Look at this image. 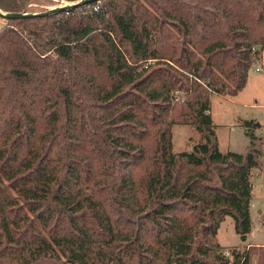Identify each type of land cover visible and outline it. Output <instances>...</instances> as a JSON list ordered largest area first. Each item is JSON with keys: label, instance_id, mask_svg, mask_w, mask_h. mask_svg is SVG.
Returning a JSON list of instances; mask_svg holds the SVG:
<instances>
[{"label": "trees", "instance_id": "obj_1", "mask_svg": "<svg viewBox=\"0 0 264 264\" xmlns=\"http://www.w3.org/2000/svg\"><path fill=\"white\" fill-rule=\"evenodd\" d=\"M5 20L0 264H227L219 229L230 216L251 232L264 140L247 120V151H221L210 91L237 95L264 56V0H92ZM174 122L203 141L175 152ZM230 249L264 264V245Z\"/></svg>", "mask_w": 264, "mask_h": 264}, {"label": "rangeland", "instance_id": "obj_2", "mask_svg": "<svg viewBox=\"0 0 264 264\" xmlns=\"http://www.w3.org/2000/svg\"><path fill=\"white\" fill-rule=\"evenodd\" d=\"M25 12H38L66 6V0H30ZM6 20L0 17V30ZM260 48V45L258 46ZM259 53L262 55V51ZM256 66H263L264 58L254 61L246 86L237 95L227 92L210 91L213 126L217 132L221 151L244 153L250 144L244 122L258 121L261 126L255 133L264 140V70L256 71ZM173 149L175 152L189 151L196 143L203 141V135L193 126L174 122L171 125ZM263 165L254 170L253 196L251 200L252 230L243 239L235 230L232 217L222 222L218 240L225 248L239 247L244 249L249 243L264 244V152L261 155ZM263 246V245H262Z\"/></svg>", "mask_w": 264, "mask_h": 264}, {"label": "water", "instance_id": "obj_3", "mask_svg": "<svg viewBox=\"0 0 264 264\" xmlns=\"http://www.w3.org/2000/svg\"><path fill=\"white\" fill-rule=\"evenodd\" d=\"M90 1H92V0H75V1L70 2L69 4H67L66 6L61 7V8H55V9H51V10H43V11H38V12L16 13V12H9V11H4V10L0 9L1 10L0 17H2L4 19H9V18L16 19V18L24 17L26 15H33V14L45 15V14H48V13H51L54 11H58V10H62V9H66V10L67 9H73V8L85 5V4L89 3Z\"/></svg>", "mask_w": 264, "mask_h": 264}, {"label": "built area", "instance_id": "obj_4", "mask_svg": "<svg viewBox=\"0 0 264 264\" xmlns=\"http://www.w3.org/2000/svg\"><path fill=\"white\" fill-rule=\"evenodd\" d=\"M93 9H94V10H98V5H93ZM257 48H258V47H255V48H254V51H256ZM260 57H263V58H264V56H263V52H262V55H261L260 53H258V54L256 55V57H255V60H258V58H260ZM255 69H256V71L264 70L263 66H256ZM223 255H224V257L228 260L227 264H236V262H235V257H234L235 254L233 253L232 249H230V248H226V249L223 251Z\"/></svg>", "mask_w": 264, "mask_h": 264}, {"label": "crops", "instance_id": "obj_5", "mask_svg": "<svg viewBox=\"0 0 264 264\" xmlns=\"http://www.w3.org/2000/svg\"><path fill=\"white\" fill-rule=\"evenodd\" d=\"M68 4V3H67ZM66 4V5H67ZM4 24H5V21H4ZM221 244V243H220ZM222 245V244H221ZM251 245H258V244H253V243H249L248 246H251ZM259 245H264V244H259ZM223 246V245H222Z\"/></svg>", "mask_w": 264, "mask_h": 264}, {"label": "bare ground", "instance_id": "obj_6", "mask_svg": "<svg viewBox=\"0 0 264 264\" xmlns=\"http://www.w3.org/2000/svg\"><path fill=\"white\" fill-rule=\"evenodd\" d=\"M61 7H64V6H60V7H56V8H61ZM52 9H55V8H52ZM51 10V9H50ZM0 12H1V10H0Z\"/></svg>", "mask_w": 264, "mask_h": 264}]
</instances>
